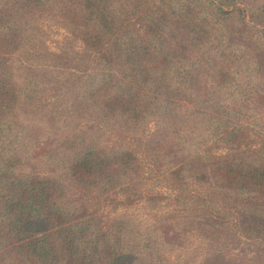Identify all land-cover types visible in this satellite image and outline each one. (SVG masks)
<instances>
[{"label": "trees", "instance_id": "1", "mask_svg": "<svg viewBox=\"0 0 264 264\" xmlns=\"http://www.w3.org/2000/svg\"><path fill=\"white\" fill-rule=\"evenodd\" d=\"M256 1L0 0V264H173L164 252L182 227L227 240L210 264H264V164L247 121L264 101V19H246V7L264 14ZM42 18L82 47L71 79L41 44ZM52 82L64 96L45 101ZM132 141L149 173L189 189V221L141 231L89 207L141 200L150 174ZM239 237L248 262L228 255Z\"/></svg>", "mask_w": 264, "mask_h": 264}, {"label": "rangeland", "instance_id": "2", "mask_svg": "<svg viewBox=\"0 0 264 264\" xmlns=\"http://www.w3.org/2000/svg\"><path fill=\"white\" fill-rule=\"evenodd\" d=\"M256 5L264 4L261 0H257ZM246 9L248 13L246 19H250L251 21H254V17L264 19V14H261L260 11L254 14V8L249 10V8L246 7ZM39 29L40 41L41 44L44 45L46 51L63 54V60L68 63V68L66 69V74L63 80L66 81L67 79H71L72 73L77 71V69L79 70V68H77L78 65L76 58L72 59L73 53H81L82 47L78 42H73L72 46H66L65 43L69 38L68 34L60 27V25L54 22V19L49 20L42 18L39 22ZM41 75L44 76L43 74ZM260 75H264V69L260 72ZM63 96L64 90L60 87V83L52 82V84L45 90L44 100L53 102ZM256 97L259 98V100L257 99L255 101L258 104L260 101L264 100L262 96L258 95ZM256 107L257 110L254 112V120L252 117L247 118V121H250L249 129H251L248 132L252 136L248 142L250 147L254 148V160H260L264 164V101ZM253 121L254 129L252 128ZM154 130L155 124L151 123L146 129V136L144 137L147 138L154 132ZM134 142L136 141L126 143L130 144V147L136 152L137 162L145 168L146 176L152 168L149 165L151 163L144 149L140 150L138 147H133L135 145L133 144ZM226 152L227 150L222 148L215 150L214 154H216V156H221ZM149 174L150 176L138 186L139 191L136 193H139V198H141L140 201L131 205L125 204L128 205L125 207L124 204H120V201H122L123 198L118 193V195L112 197L114 198V201H111L110 199L101 202L90 200L88 203L89 207L99 210V212L104 215L120 214L125 217L127 216L129 221L134 225H137L141 231L144 229H147L148 231L156 229L160 230V228L171 229L170 227H173V224L170 223V221L172 222L173 219L175 223H177V221L180 223L181 221H189L195 214H191L189 209L184 210L181 197L178 196L180 193L188 192L189 189L187 191H182L181 187H178L171 181H167L164 177L165 175H162L161 173L159 174L156 171L150 172ZM195 188L196 186H190L191 190H194ZM256 204L264 207L262 199L256 198L254 200V207ZM230 211L232 213V211L234 212V209ZM188 214H191L192 216L189 217ZM263 225L264 223L258 225L260 228H263L262 231H264ZM181 229L182 233H185V241L181 243L182 245L175 247L176 243L172 242L166 252H164V249H161V254H163V252L167 255L169 254L170 260L173 264H210V262H214L216 258L220 257L218 252L221 247L226 244L227 240H224L222 237H214L210 232L204 233L198 230L188 231L186 230V227H182ZM257 232L258 230L254 229V258L258 256L257 253L264 243V235L258 236ZM177 233L181 232L175 230L173 235ZM239 239V246L237 248L232 247L233 249L228 255L235 259L239 258V260H241V257H244L242 260L248 262L250 261L249 257L251 251L246 244L249 241L244 237H239ZM257 239H262V245H260V240Z\"/></svg>", "mask_w": 264, "mask_h": 264}]
</instances>
